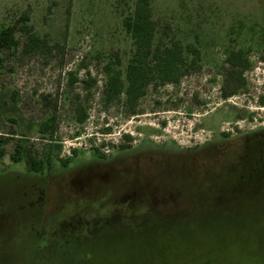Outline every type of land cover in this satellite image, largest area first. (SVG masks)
Masks as SVG:
<instances>
[{
	"label": "rangeland",
	"instance_id": "obj_1",
	"mask_svg": "<svg viewBox=\"0 0 264 264\" xmlns=\"http://www.w3.org/2000/svg\"><path fill=\"white\" fill-rule=\"evenodd\" d=\"M135 1L0 0V28L28 12L64 45L49 60L0 52V134H16L0 159V264H264V0H151L157 37L167 41L168 26L194 44L201 69L148 88L126 116L101 92L105 64L118 54L124 71L130 58L122 19ZM233 49L250 63L242 89L225 82ZM56 94L50 142L37 132L50 114L41 96ZM75 95L86 99L83 124ZM122 135L132 138L123 154ZM18 141L42 159L59 145L51 170L12 162Z\"/></svg>",
	"mask_w": 264,
	"mask_h": 264
},
{
	"label": "trees",
	"instance_id": "obj_2",
	"mask_svg": "<svg viewBox=\"0 0 264 264\" xmlns=\"http://www.w3.org/2000/svg\"><path fill=\"white\" fill-rule=\"evenodd\" d=\"M122 26L131 41V55L127 65L122 71L119 69L120 58L114 55V60L108 62L103 67L106 79L101 92L103 106L111 107L121 105L125 108L126 116L137 115V107L140 100L146 94L148 88L157 90L165 85H179L183 77L198 72L201 69L200 50L194 44H183L180 40L169 38V27L163 28V33L167 39L157 37V26L153 20L151 0H136L131 12L123 17ZM19 33L20 38L17 36ZM22 39V42H21ZM0 52L15 55L19 52L23 57H46L48 60L55 56L54 52L64 53V45L52 43L47 36L39 35L30 24V15L23 12L14 24H9L0 28ZM3 59L0 57V66ZM227 64L226 83H234L235 89H242L245 86L243 78L244 71L248 70L250 63L245 52L240 49L231 50L225 59ZM63 61H61V65ZM76 77L71 75L70 85L76 82ZM95 85V81H85L83 90L89 91ZM232 92H224L228 96ZM90 96V93H87ZM76 103L74 113L76 121L83 124L87 120V113L79 95H75ZM88 99V98H87ZM43 106L47 107L50 114L38 126L37 132L41 139L54 141L57 130L58 95L41 96ZM264 105V98L261 99ZM110 129L106 130L109 131ZM15 132L10 131L0 134V159L6 154L5 146L15 139ZM223 139H227L226 134H222ZM123 143L116 145L119 153H126L131 150L129 145L132 138L129 135H122ZM102 143L100 146H103ZM56 148V156L61 148L59 145H50L45 158L38 156L32 145L15 143L10 159L14 163L25 162L28 171L41 174L44 169L51 170L53 166V150ZM94 156L101 160H106L107 155L95 148ZM71 157L60 160L63 167H67L77 154L76 149H71ZM144 202V201H143Z\"/></svg>",
	"mask_w": 264,
	"mask_h": 264
}]
</instances>
